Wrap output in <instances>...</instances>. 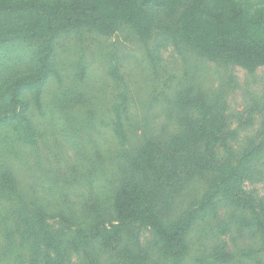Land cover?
<instances>
[{
  "label": "rangeland",
  "instance_id": "374dc122",
  "mask_svg": "<svg viewBox=\"0 0 264 264\" xmlns=\"http://www.w3.org/2000/svg\"><path fill=\"white\" fill-rule=\"evenodd\" d=\"M190 1L181 0L175 11H160L162 26L175 23ZM242 1L264 4V0ZM34 52L35 45L26 42L1 46L0 84L34 71ZM54 64L61 77L48 82L42 111L25 98L30 103L27 115L38 130L36 145L27 147L10 132L0 131V264H29L31 250L25 245L19 247L21 237L9 212L14 211L13 219L23 223L28 217L18 215L20 208L29 212L34 203L43 204L49 213L47 222L55 235L54 243L59 244L63 264L113 261L123 242L106 243L99 232L116 224L110 196L118 183L123 150L110 123L114 96L120 90L131 100L130 150H135L147 133L163 141L176 130L175 102L182 100L184 93L205 101L216 94L222 96L225 127L216 148V165L234 163L244 152L264 144V65L250 73L239 65H218L189 51L181 55L171 43L161 49L154 64L146 46L127 24L110 36L81 37L77 31L59 36ZM81 64L87 70L83 80L77 74ZM112 66L117 68L119 80L110 75ZM166 87L174 102L171 110L154 100L162 97ZM7 112L8 107L0 102V116ZM262 158L264 161V153ZM5 171L10 172L14 184L2 179ZM217 183L211 187L207 177H191L186 190L172 197L167 214L173 219L186 208L197 207L205 191L217 190ZM242 189L255 203H264V164L255 168ZM162 200L166 201L167 195ZM231 211L232 207L220 203L212 220L217 225L215 237L207 240V247L220 244L233 253L229 264H264V245L251 229L239 231L230 223ZM60 212L73 218L74 224L63 221ZM131 229L150 257L161 256L162 264H170L151 227L136 224ZM199 231L193 234V241ZM30 243L45 247L37 238H31ZM249 250L256 252L257 260L246 255ZM49 253L56 260V250Z\"/></svg>",
  "mask_w": 264,
  "mask_h": 264
},
{
  "label": "trees",
  "instance_id": "16d2710c",
  "mask_svg": "<svg viewBox=\"0 0 264 264\" xmlns=\"http://www.w3.org/2000/svg\"><path fill=\"white\" fill-rule=\"evenodd\" d=\"M181 5V0H0V47L15 42L34 44L36 65L34 71L0 84V102L9 109L0 116V131L10 132L27 147L36 145L38 130L27 115L30 103L25 98L29 97L42 111L48 82L61 77L54 64L58 37L72 31L81 37L110 36L127 24L146 46L154 64L160 59L161 49L171 43L181 55L189 51L218 65H239L250 73L264 65V4L191 0L175 23L162 26L159 12L168 8L175 11ZM86 72L81 64L77 73L80 80ZM109 73L115 80L121 77L115 66ZM167 89L154 100L171 110L174 102ZM181 96L183 99L175 102L176 130L163 141L147 133L135 150L127 148L133 132L129 94L120 90L114 96L110 126L123 150L118 183L110 196L116 224L99 235L106 243H123L110 264H162V257H150L139 236L134 235L131 228L136 224L152 228L170 264H229L233 253L220 244L207 247V240L215 237L217 225L212 220L222 202L232 207L230 223L239 231L251 229L264 245V203H255L242 189L255 168L264 164V144L244 152L234 163L216 165V148L225 127L221 94L210 101L191 93ZM194 176L207 177L211 187L217 181V190L205 191L197 207H188L172 219L167 214L172 197L185 191L186 182ZM1 177L14 184L10 172H3ZM164 195L166 201L162 200ZM15 214L9 212L21 237L19 247L25 245L31 250L29 264H63L45 206L34 203L29 212L20 208L18 215L28 217L23 223L13 219ZM58 216L74 224L66 214L60 212ZM197 229L200 231L193 241ZM31 238H37L45 247L32 245ZM52 249L58 253L56 260L49 253ZM246 255L258 259L253 250Z\"/></svg>",
  "mask_w": 264,
  "mask_h": 264
}]
</instances>
